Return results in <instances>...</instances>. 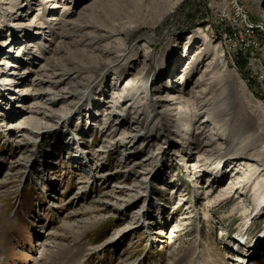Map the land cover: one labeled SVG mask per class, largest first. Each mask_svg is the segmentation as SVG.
Returning <instances> with one entry per match:
<instances>
[{
	"label": "rangeland",
	"instance_id": "obj_1",
	"mask_svg": "<svg viewBox=\"0 0 264 264\" xmlns=\"http://www.w3.org/2000/svg\"><path fill=\"white\" fill-rule=\"evenodd\" d=\"M262 239L264 0H0V264H237Z\"/></svg>",
	"mask_w": 264,
	"mask_h": 264
},
{
	"label": "bare ground",
	"instance_id": "obj_2",
	"mask_svg": "<svg viewBox=\"0 0 264 264\" xmlns=\"http://www.w3.org/2000/svg\"><path fill=\"white\" fill-rule=\"evenodd\" d=\"M50 1H54V0H50ZM257 3H259V1H257ZM73 7H76V6H73ZM56 8L57 7H54L51 11H55L56 10ZM70 9V7H64V12H66V11H68ZM124 30H119L118 31V33H112V32H110V33H108L109 34V36H111V35H114V34H119V33H124L125 34V32H123ZM63 32L64 33H68L67 32V30L65 29V30H63ZM127 33V32H126ZM105 35H103V34H101V35H99L97 38H103ZM192 37H190V38H188L189 40L191 39ZM11 42H13V40H10L8 43H5V44H8L9 46H10V44H11ZM192 42H194V41H192ZM196 45V42H194L193 43V45H191L190 47L189 46H187V49H188V47L189 48H192L193 46H195ZM5 49V48H4ZM199 53V52H198ZM197 53V54H198ZM123 53H121V55H122ZM219 56H221V54H218V50L216 49L215 51H214V57H213V59H216L217 60V57L219 58ZM190 58V57H189ZM192 59H194L193 57H192ZM213 59H212V61H211V64H215V61H213ZM168 61V60H167ZM193 61H191L190 60V64L192 63ZM168 62H165L164 64V66H168L169 65V63L167 64ZM171 65H173V62H171ZM49 67L51 68V71H52V73L54 74V75H58V74H60V73H58L57 72V70L59 69L58 68V64L55 62L54 63V61H52V62H49ZM61 69V68H60ZM166 71H167V69H165ZM59 71V70H58ZM209 71H211V69H210V66L208 67V68H206L204 71H203V74H204V72L206 73V74H208V72ZM183 72H186V71H183ZM168 75H170V74H168ZM52 77V76H51ZM168 77V76H167ZM204 77H205V75L203 76V77H199L198 78V80H203L204 79ZM168 79V78H167ZM201 81H199V83H200ZM170 83H171V85H173L174 83H175V81H174V76L172 75L171 76V79H170ZM165 88V87H164ZM173 88V86L171 87V89ZM177 93V92H176ZM173 94H175V92L173 93ZM179 96L180 95H175V97H172L171 99H169V102L170 101H172V100H174L175 98H179ZM161 100H164V99H161ZM167 101H168V99H167ZM189 102H187V104H188ZM246 235V234H245ZM260 236V235H259ZM263 236V235H262ZM242 238H244V237H242ZM261 244H264V239H262V240H260L259 242H256V244L255 245H253L252 247H251V250L250 251H248V253L247 254H243L242 252L244 251L243 249L241 250L242 252H238L236 255H233V257H232V260H236V263L237 264H242L243 262H245L246 261V259L247 258H249V257H251V256H253V260L255 261V259L257 258V256H256V251L257 250H259L258 248H260V247H258L259 245H261ZM244 247V246H243ZM253 251V252H252ZM245 253H246V251H245ZM245 255H248V256H245ZM248 260V259H247ZM243 261V262H242ZM80 263V262H79ZM77 264V263H76Z\"/></svg>",
	"mask_w": 264,
	"mask_h": 264
}]
</instances>
